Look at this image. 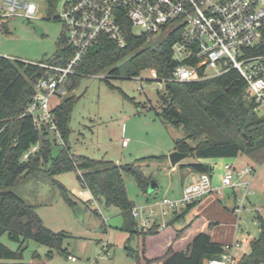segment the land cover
Listing matches in <instances>:
<instances>
[{"label":"trees","instance_id":"16d2710c","mask_svg":"<svg viewBox=\"0 0 264 264\" xmlns=\"http://www.w3.org/2000/svg\"><path fill=\"white\" fill-rule=\"evenodd\" d=\"M2 30L7 32L6 26ZM123 30L126 40L123 47L108 36L101 35L88 49L83 60L75 66L77 72L66 81L68 91L78 84L83 75H96L107 69H110L108 75L118 74L116 64L127 58L130 66L128 75L153 69L157 78L165 81L164 91H158L155 112L172 126L187 132L186 138L174 141V150L186 152L192 158V161L179 163L181 169L189 168L194 173L207 172L211 175L212 165L200 159L235 157L245 148H248L249 154L255 155L257 150L264 148V136L260 137L257 133L263 120L256 118L255 104L248 95L247 84L236 69L199 80H172L173 71L179 64L173 55L178 32L154 39L151 35L134 33L128 21L123 23ZM60 43L61 38L55 55L48 60L63 63L70 55L68 50L59 47ZM199 71L202 74L203 68ZM42 72L43 68L31 61L0 54V238L7 235L11 241L18 243V247L12 250L0 241V259L12 260L0 261V264H40L20 261L29 240L47 246V257H51L54 251L68 255L63 242L71 234L64 230L54 232L45 226L33 206L11 190L14 184L39 171L52 178L61 172L79 170L78 179L81 182L83 177L85 181V184L81 183L82 186L87 187L95 198L103 197L107 206H117L121 210L123 228L129 232V238L156 234V226L147 230L138 228L136 219L131 215L134 202L127 194L123 174L132 175L143 194L151 199L156 198V188L149 190L151 176L145 174L137 163L164 161L168 155L142 157L136 160L137 163L124 164L77 156L79 160L74 162L67 135L76 97L68 95L53 108L65 146L56 156H52L55 142L46 133H39L31 118L24 114L34 93V82ZM104 79L109 83L107 76ZM202 135L204 138L195 144L189 143V140ZM37 142V150L24 158V153ZM52 183L59 187L65 200L74 207L76 202L67 195L65 186L56 179H52ZM196 202L188 204L185 210L192 208ZM175 220L176 217L169 224ZM256 221L258 233L249 237V251L236 264L264 263V218L257 215ZM183 229H179L175 236L178 237ZM126 249L128 255L139 263L140 254L128 246ZM221 251V243L213 241L207 233L199 232L184 250L175 252L168 247L162 259L163 264H203ZM38 257V254H33V258ZM149 262L152 260H146L147 264Z\"/></svg>","mask_w":264,"mask_h":264},{"label":"rangeland","instance_id":"374dc122","mask_svg":"<svg viewBox=\"0 0 264 264\" xmlns=\"http://www.w3.org/2000/svg\"><path fill=\"white\" fill-rule=\"evenodd\" d=\"M34 1L40 5L37 11L38 18L26 21L15 16L6 23L7 32L0 28V54L26 61H44L55 55L63 32L62 21L55 18L60 11L61 0H54L52 5L46 0ZM33 24L42 28L40 35L36 34ZM133 31L136 34L143 33L139 27H134ZM160 36L157 34L153 38L158 39ZM116 66L119 67V73L116 75H108L110 69L96 75H83L79 78L78 84L67 94L52 97V103H59L68 95L76 97L68 122L67 135L74 162H77L79 160L77 156H80L111 160L116 164L137 163L136 160L142 157L168 155L174 150L176 139L187 137V132L182 128L172 126L156 114L158 91H164L165 86L159 88L157 80L151 75V69H143L138 75H128L130 66L127 58L119 61ZM210 71L208 69V72ZM105 76L108 77L111 85L105 81ZM254 114L256 118L263 120L257 131L262 137L264 109H255ZM254 136L259 138L257 134ZM203 138V135L199 136L189 140V143L195 144ZM122 140H126V145H122ZM62 147V144L54 143L52 156H56ZM224 159L231 160L234 167L250 166L255 171L251 184L253 193L247 196L240 217L235 216V218L231 208L243 193L242 189L233 190L222 186V175H217L215 171L216 184L221 185L219 187L221 192L214 191L206 196L214 199V206L204 210V202H200L188 210L183 219L174 224H167L157 234L148 235L146 240L142 235L129 238V232L123 228V215L117 206H107L103 197L90 199L92 197L86 188L82 187L77 177V170L61 172L52 178L42 171L35 172L14 184L11 190L33 206L45 226L54 232L64 230L71 234L64 239L63 247L67 249L68 254L78 257L82 264H87L95 258L98 259L95 264H144L143 260L138 263L134 257L128 255L126 246L138 253L145 246L147 256H159L169 245L167 240L171 235L178 229L184 228L183 232H186L193 228L197 220L189 226L188 223L200 213L214 214L218 228L229 229L228 236L231 238L229 240L240 241V246L235 249L234 254L236 258H240L249 251V237L258 233L255 217L257 212L264 218V148L257 150L255 155L249 154L248 148H245L237 156L224 157ZM189 161H192V158L186 156L179 163ZM179 163L171 165L169 159L137 163L145 174L151 176L152 182L158 183L157 199L164 195L180 194L173 195L172 191L167 189L170 184H178L180 174L185 173L184 168L178 166ZM186 176L184 181L187 184L189 181ZM52 179L65 186L67 195L76 202L75 206L80 207V214L68 204L59 187L52 183ZM123 181L127 194L135 205L147 202L146 195L140 191L132 175L124 173ZM80 189L84 190L83 194L79 193ZM155 208L158 210V205ZM174 213L170 210L162 218L167 220ZM0 241L12 250L18 247V243L11 241L7 235H3ZM106 249L108 255L100 257ZM47 250V246L29 240L20 261L72 264L64 257L66 254L56 251L51 257H47ZM34 253L39 257L33 258ZM155 260H160V257L152 259ZM0 261L12 260L0 259Z\"/></svg>","mask_w":264,"mask_h":264},{"label":"built area","instance_id":"2783aa9c","mask_svg":"<svg viewBox=\"0 0 264 264\" xmlns=\"http://www.w3.org/2000/svg\"><path fill=\"white\" fill-rule=\"evenodd\" d=\"M46 1L50 5L54 2ZM39 8L34 0H0V28L3 29L15 16L26 21L38 18ZM55 18L63 24L59 47L68 50L70 55L63 63L31 61L42 67L43 72L35 80L34 93L24 110L35 129L46 133L55 143L65 146L53 111L58 103H52V97L67 94L68 77L77 72L75 66L101 35L108 36L119 47L125 45V21L132 31L139 27L143 34L152 37L160 34V38H165L178 32L173 55L179 64L170 79L199 80L234 68L245 80L255 109H264V0H61L60 11ZM200 68H203L202 74ZM151 75L162 88L164 79L157 78L153 69ZM38 145V142L32 145L23 157L36 151ZM122 145H126V140H122ZM254 172L250 166L230 167L221 177L222 186L243 191L232 208L237 218L247 196L253 193L251 177ZM81 183L85 184L83 177ZM221 185L213 183L209 173L200 172L183 186L178 196L164 195L142 205L134 204L131 215L139 229L156 226L159 231L167 226L162 217L170 210L178 212L211 192H221ZM84 188L93 199L90 190ZM79 193L83 194L84 190L80 189ZM238 246V239L222 244L221 253L205 260L204 264H236L238 260L234 250ZM104 252L100 257L108 255L107 249ZM66 258L72 264H82L75 255L68 254ZM97 260L95 258L87 264H95Z\"/></svg>","mask_w":264,"mask_h":264},{"label":"crops","instance_id":"0c3cea01","mask_svg":"<svg viewBox=\"0 0 264 264\" xmlns=\"http://www.w3.org/2000/svg\"><path fill=\"white\" fill-rule=\"evenodd\" d=\"M5 26L8 29L7 24ZM1 55H4V54L1 53ZM4 56H6V55H4ZM200 161L208 162V163H210L212 165L211 177H212L213 183H215V184H216V177H215V174H214L215 171H216L217 175L218 174L219 175L220 174L223 175L224 172L226 170H228L230 167H234L232 165V161L228 160V159H224V157L223 158H204V159H200ZM174 168L175 167H172V169H174ZM183 170L185 171V173L184 174H180V178H179L178 184H176V185L175 184H170L167 187L168 190L172 191L173 195L179 194L181 192L183 186L186 185V182L184 181L186 175H187L186 176L187 180L190 181V179L194 175L197 174V173L191 172L189 168H184ZM253 176L251 177L252 180H253ZM153 184H155V188L156 189L159 187L158 183L153 182ZM206 196L207 195H205L200 200H198L195 205L199 204L200 202H202V203L204 202L203 203L204 208L202 207L204 210L212 208V206H214L213 205L214 199L213 198H206ZM150 199H151V197H147V196L145 197L146 201H149ZM185 208L186 207L182 208L180 211L175 212L174 214H172L171 217L167 218V220H166L167 224H169V221L171 219L175 218V217H176V220L174 221V223L177 222V221H180L181 219H183L185 217V215H186V212L191 209L190 208L188 210H185ZM232 208H231V212L233 214ZM214 213H216V210L214 211ZM257 215H259L258 212H257ZM233 216L235 217L234 214H233ZM214 217H216V216L214 214H211V213H208V214H205V213L196 214L195 217L190 220V222L188 223V226L191 223H193L194 221H196V220H197V224L194 225L193 228L188 229L186 232H182L178 237L175 236L176 235V231H175L174 234L171 235V237L167 240V244H169L167 246V248L171 247V249L173 251H175V252L184 250L187 247V245L192 241L193 237L199 232L207 233L211 237V239L213 241L219 242L221 244H224V243H227V242H231L232 240H234V239L229 240L231 238H229V236H228L229 232H230L228 228L222 227L224 225H221L222 228H218L219 225H217V221L215 220ZM174 223H171V224H174ZM238 227L240 228V226H238ZM156 232L158 233V230H156ZM231 233H232V231H231ZM152 235H154V234H152ZM147 236L143 237V239L146 240ZM219 238H221V240H219ZM181 241H183V242L179 244V242H181ZM248 241H249V239H248ZM167 248H166V250H167ZM166 250L159 256H147L146 255V251H147L146 247L143 246L141 251H140V253H139L140 257H141L140 258V262H141V260H143L144 264H145L146 260H152V259H155L157 257H160V260L152 261L150 264H163L164 259H162L161 256H163V254L166 252ZM234 254H235V250H234ZM66 256L67 255H65L64 257L66 258ZM238 258L239 257H237V260H238Z\"/></svg>","mask_w":264,"mask_h":264},{"label":"water","instance_id":"95a60500","mask_svg":"<svg viewBox=\"0 0 264 264\" xmlns=\"http://www.w3.org/2000/svg\"><path fill=\"white\" fill-rule=\"evenodd\" d=\"M33 26L36 29V34L40 35L42 28L36 24H33ZM186 156H187L186 152H180L178 150H173L168 154V159H169V162L171 165H175V164L179 163L182 159H184ZM153 189H155V184H153V182H151L149 190L152 191ZM74 210L78 211V213L80 214L81 209L79 206H74Z\"/></svg>","mask_w":264,"mask_h":264}]
</instances>
